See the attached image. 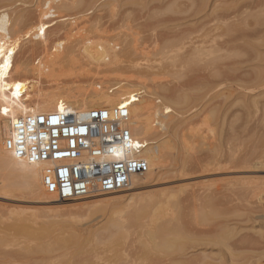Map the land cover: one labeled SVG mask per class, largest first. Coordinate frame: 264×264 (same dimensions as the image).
I'll list each match as a JSON object with an SVG mask.
<instances>
[{"label": "rangeland", "instance_id": "374dc122", "mask_svg": "<svg viewBox=\"0 0 264 264\" xmlns=\"http://www.w3.org/2000/svg\"><path fill=\"white\" fill-rule=\"evenodd\" d=\"M234 1L0 0V105L47 91L50 81L90 95L133 91L153 101L152 126L144 142L160 160L138 190L146 194L185 189L182 200L171 202L162 219L180 215L181 226L192 237L185 247L190 264H264V183L254 188L245 187L242 180L235 186L230 183L262 179L264 171L216 164L195 174L177 172L187 156L183 136L198 133L202 138L190 153L194 157H219L223 148L222 124L210 113L218 114L233 102L237 91L221 72L206 65L204 56L186 50L202 33L203 24ZM99 44L112 51L110 57L96 60L84 52V46ZM261 134L258 130L256 136ZM3 169L0 182L21 179L18 172ZM132 192L69 201L65 206L74 208L102 198L109 204L56 217L49 211L58 203L24 190L13 195L0 190V264L63 263L74 247H61L58 238L71 235L80 241L102 238L100 244L91 241L87 249L107 254L109 219L121 215L127 220L136 203L126 207ZM20 225L28 226L27 232H19ZM145 229L130 230V240L141 237Z\"/></svg>", "mask_w": 264, "mask_h": 264}, {"label": "bare ground", "instance_id": "6f19581e", "mask_svg": "<svg viewBox=\"0 0 264 264\" xmlns=\"http://www.w3.org/2000/svg\"><path fill=\"white\" fill-rule=\"evenodd\" d=\"M203 2L200 1V4ZM197 7L199 8L198 4ZM207 24L210 25L207 26ZM201 30L202 33L191 41L186 53L192 56H204L206 65L221 72L222 78L230 82L229 85L237 91V95L233 102L220 109L218 114L215 111L210 113V117L218 118L222 124L223 148L219 157L192 156L190 153L200 147L202 138L198 133L185 135L181 146L187 156L183 158L177 172L182 175L195 174L216 164L264 171V150H260L264 147V140H261L264 139L262 136L264 134V99L260 98L264 95V0H237L232 6L216 11L212 19L203 24ZM84 52L93 59L104 60L111 56L112 51L99 44L96 47L84 46ZM49 87L47 91L39 90L36 96L28 95L11 105H0V168H4L3 170L8 174L16 171L21 178L17 181L0 182L3 183L0 185V190L10 195L18 190H24L39 195L47 202L58 203L59 206L49 211L51 216L56 217L74 209H96L101 205H108L106 198H102L103 200L75 208L65 206V203L69 201H77L93 195L74 200L59 199L56 191L43 184L44 163H31L16 156L6 147L5 142L13 121L19 117L65 110L85 113L92 108L110 109L128 105L129 127L139 147L136 156L147 162L148 170L143 174L135 175L127 189L98 195L133 191L126 198L128 201L126 207L131 208L132 203H136L133 204L132 210L130 209L131 212H128L126 221H124L126 217L121 215L110 217L108 226L112 233L104 243L108 249L107 254L87 249L91 241L100 244L103 241L100 237L92 236L82 241L74 235L60 237L58 242L61 247H74H71L73 249L69 254L67 252L68 255L65 257L68 256V259L64 258V262L60 264H190V256L186 255L188 249L185 247L192 237L190 238L181 226L180 215L178 214L175 218L173 216L174 219L170 217L163 220L169 213L167 207L171 205V202L178 203L180 199L182 200L181 194L185 192V189L161 190L146 194L138 190L141 183H146V180L150 179L158 168L160 160L155 149L144 142L145 134L152 126L150 115L153 101L140 98L133 91L90 95L77 88L61 86L60 81H50ZM255 95L260 99H254ZM258 130L262 132L261 138L257 137ZM257 138L260 140L258 141ZM259 142L263 144L261 148H259L260 145L258 146ZM247 143L251 144L247 145ZM239 180L244 182L245 187L264 183V178L257 177L238 178L230 183L235 186L239 184ZM143 226L147 229L141 237L130 240V230ZM17 230L27 232L28 226L20 225ZM223 240L225 237L221 239Z\"/></svg>", "mask_w": 264, "mask_h": 264}, {"label": "built area", "instance_id": "2783aa9c", "mask_svg": "<svg viewBox=\"0 0 264 264\" xmlns=\"http://www.w3.org/2000/svg\"><path fill=\"white\" fill-rule=\"evenodd\" d=\"M129 122L128 105L27 115L13 121L5 144L28 162L44 163L43 184L74 200L127 189L148 170Z\"/></svg>", "mask_w": 264, "mask_h": 264}]
</instances>
